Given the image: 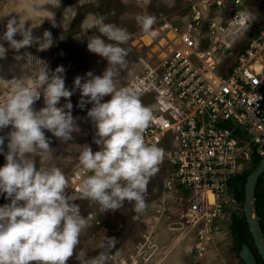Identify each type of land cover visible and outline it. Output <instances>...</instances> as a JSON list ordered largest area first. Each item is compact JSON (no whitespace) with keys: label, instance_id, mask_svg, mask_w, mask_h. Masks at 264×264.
I'll return each mask as SVG.
<instances>
[{"label":"clouds","instance_id":"9594fccd","mask_svg":"<svg viewBox=\"0 0 264 264\" xmlns=\"http://www.w3.org/2000/svg\"><path fill=\"white\" fill-rule=\"evenodd\" d=\"M59 3L56 0L57 7ZM136 19L145 33L155 35L154 16ZM105 21L103 16L93 18V26L100 35L88 37L87 42L90 52L108 62L102 75L89 71L86 78L77 76L70 91L65 87L62 66L50 73L47 65L41 63L34 78L14 79L9 94L0 99V129L12 126L7 133L6 163L0 167V193L11 200L0 206V264H67L80 244L86 220L80 206L65 194L69 187L65 174L56 166L37 169L28 155L44 157L51 153L44 129L61 142L71 140V134L78 131L68 99L76 89L81 93L79 107L83 108L86 102L93 105L87 115L95 125L98 139L94 142L100 148L93 152L89 145L80 147L79 163L91 173L81 181L80 198L98 203L105 211L118 210L125 201L132 203L137 213L146 209L147 185L158 171L164 151L144 139L152 112L141 103L139 93L132 87L117 88L115 83L118 70L127 65L128 52L122 45L130 34ZM52 24L56 26L54 19ZM17 33L22 39L14 38ZM0 39L16 50L34 43L46 50L53 43L50 31L45 30L42 38L33 37L31 30L25 29L24 23L20 24L15 17L7 20ZM5 51L0 46V57ZM41 94L45 106L37 111L33 105ZM109 95L111 99L102 102ZM62 97L67 102L58 107ZM4 141L5 137L0 136V152L4 151ZM76 259L80 264H106L108 255L100 252L87 259L81 249Z\"/></svg>","mask_w":264,"mask_h":264},{"label":"built area","instance_id":"2783aa9c","mask_svg":"<svg viewBox=\"0 0 264 264\" xmlns=\"http://www.w3.org/2000/svg\"><path fill=\"white\" fill-rule=\"evenodd\" d=\"M231 2L227 18L219 17L226 5L221 0L219 7L205 5L202 14L190 4L191 13L177 21L160 12L155 35L144 42L152 58L135 62L116 83L139 93L152 112L144 139L164 151L163 188L150 201L145 227L190 231L189 264L207 253L203 238L221 231L240 166L252 151L264 154V26L233 59L234 34L248 24L242 1Z\"/></svg>","mask_w":264,"mask_h":264},{"label":"rangeland","instance_id":"374dc122","mask_svg":"<svg viewBox=\"0 0 264 264\" xmlns=\"http://www.w3.org/2000/svg\"><path fill=\"white\" fill-rule=\"evenodd\" d=\"M230 1L221 0V6L223 7L224 2H226V5L220 15L217 13L219 17L224 16L226 12L228 17H230V12L233 8ZM241 1V8L244 10L248 25L241 28L242 34L239 35L240 30L236 31L235 34L238 35L234 34L230 48L234 45L235 48L240 42H246L248 37L256 30V23L259 24L258 26H264V17L256 16V10H252L253 13L248 11L253 6L256 7L252 2L253 0ZM213 3L215 7H219L217 0H60L59 7L56 6V0H0V37L6 31L7 20L15 17L17 22L20 24L24 23L25 29L31 30L33 37L42 38L44 31L48 30L52 33L53 39L52 45L46 50H41L36 43L16 50L10 46L8 41L0 39L6 49L4 56L0 57V99L9 94L14 79L21 77L34 78V74L41 63L48 65L51 62V66H49L50 73L58 66H62L64 68L65 87L70 91L74 88V80L77 76L86 78V73L89 71L93 75H102L108 67L107 60L96 53L90 52L87 48L88 37L100 35L98 29L93 26L94 17L103 16L106 18L105 22L113 23L120 28L126 29L130 34V39L122 45L128 52L126 57L127 65L125 68L118 70V75L115 78V83L120 84L129 76L135 62L141 58H152L151 48L144 45V42L151 40L152 34L145 33L142 30L137 23L136 18L138 16L151 15L157 19V15L162 12L177 21L182 16L191 13L190 4L198 5V9L202 14L205 5L209 4L212 6ZM52 19L56 22L55 27H53ZM152 30L155 31L154 28ZM146 36L148 38L144 39ZM14 38L20 40L22 36L17 33ZM102 38L106 39L105 37ZM81 82H84V80L82 79ZM80 98L79 89H76L73 95L68 98L73 106L71 114L74 119L80 121L77 125L78 131L73 133H75L80 147L89 145L91 149L94 147L92 150L95 152L100 150L99 145L94 142V139H98V137L96 136L95 125L87 115L88 110L93 105L90 102H86L83 108L79 107ZM108 98L109 96H105L102 102L108 101L106 100ZM87 100L88 98L85 97V101ZM66 102L67 100L62 97L57 106L61 107ZM44 106V97L41 94L40 99L34 103L33 107L38 111ZM65 111L68 110L65 109ZM11 127L10 125L7 128L0 129V132L4 133ZM57 141L48 140L49 144ZM52 149V155H56L58 152L57 148ZM57 155L59 154L57 153ZM48 159L37 161V169L40 166H51ZM247 163L243 162L239 173L242 172ZM161 166L163 165H159V171L150 178L149 181L152 184L158 185L161 180ZM67 171L65 176L69 182V187L65 190V194L76 200L80 197L79 189L82 179L86 175H91V173L85 170L79 162L73 168H70L69 165ZM151 183L147 185L149 191L153 190ZM233 183L234 180L231 184L232 188L234 187ZM76 186L79 189H75ZM74 200L72 202H75ZM97 205L96 202L91 204L92 207ZM147 209L146 211H150L149 205ZM226 209L227 211L225 210L223 219H221V231L214 234L210 239L203 238V244L206 243V250L208 251L199 264H243L238 256V250L232 247L233 242L229 237L230 233L227 224L229 222V214L234 211L239 212L243 208L233 199L226 206ZM150 220V215H146L143 227L147 226V222ZM143 227L142 225L137 226L135 232L129 236L128 242L124 246V248L132 249V257L128 259L124 256V260L122 259L118 264H189L190 260L187 261L184 258L190 255L193 235L184 226L178 230H170L165 226L160 228L150 226L152 228L149 227V229L143 230L145 235H149L148 239L141 234ZM133 248L136 250L133 251ZM144 249H146L145 252ZM190 259H192L191 255Z\"/></svg>","mask_w":264,"mask_h":264},{"label":"flooded vegetation","instance_id":"af4514ba","mask_svg":"<svg viewBox=\"0 0 264 264\" xmlns=\"http://www.w3.org/2000/svg\"><path fill=\"white\" fill-rule=\"evenodd\" d=\"M252 2L256 7L253 6L252 9H248V11L253 13L252 10H256V16H260L261 18L264 17V0H253ZM258 25L259 24L256 23L255 28L259 27ZM0 44H2L1 46H3V43L0 42ZM49 66H51V62H49L47 65L48 69L50 70ZM75 122L76 125H78L80 121L75 119ZM11 130L12 127L4 133L0 132V136L5 137V141L2 146L4 151L0 152V167H3L6 163L5 153L8 151L7 133ZM43 131L45 132V136L48 140H58L55 143L50 142L49 147L52 151V148H57V153L59 155H57V153L56 155H52V151L51 153L46 154L44 157H32L31 154L28 155H30V158L34 159L35 165L37 161H45L46 158H49L48 160L50 161L51 166L59 167L64 174L67 173V167L69 165L70 168H73L76 166V163L79 162L80 145L76 140L75 133L71 134V140L67 142H61L48 130ZM160 172L161 180L158 182V185L152 184L149 181V183H151L150 185L153 187V190L149 191L147 189L145 196L146 209L142 213L135 212L133 204L128 201H125L122 208L118 210L105 211L98 203H96L98 204L97 206L92 207L91 204L93 201H90L88 199H81L80 197H78L76 200H74L75 202L73 203L80 206L81 215L86 220V228L81 234L80 244L74 251L73 256L67 261V264H80V261L76 259V255L81 249L85 250L87 259L96 257L100 252L106 253L108 255L106 264H118L124 256L128 259L132 257V249H127L125 247V250L124 246L126 242H128L129 236L135 232L136 227L140 225H142L143 227L145 223L143 221L146 215H148L146 210L148 208V205L150 204V201L153 200V198L156 197L163 188V182L166 175L165 167H162V169H160ZM75 189L79 188L76 186ZM10 202V198H6V195L4 193H0V206H3ZM144 229L146 230L147 228L143 227L141 229V234L146 236V239H148L149 235H145V233H143ZM106 238H114V241L107 240ZM135 250L136 249L133 248V251ZM145 251L146 249H144V252ZM184 259L189 261V257L187 256ZM32 264H35V262H32Z\"/></svg>","mask_w":264,"mask_h":264},{"label":"trees","instance_id":"16d2710c","mask_svg":"<svg viewBox=\"0 0 264 264\" xmlns=\"http://www.w3.org/2000/svg\"><path fill=\"white\" fill-rule=\"evenodd\" d=\"M262 157V154H259L255 151H252L251 158L248 161L247 165L244 167L241 173H238L234 179V199L243 208V200H244V183L246 177L251 172V170L258 164ZM255 206L257 210V214L259 217V223L261 229L264 233V172L259 176L256 187H255ZM227 211V209L225 208ZM228 229L230 233V238L233 242L232 247H235L236 250L239 249L242 242L247 243L253 250L257 264H264L260 255L257 252V249L254 245L253 238L248 230V226L246 223V219L241 211H234L229 214V222Z\"/></svg>","mask_w":264,"mask_h":264},{"label":"water","instance_id":"95a60500","mask_svg":"<svg viewBox=\"0 0 264 264\" xmlns=\"http://www.w3.org/2000/svg\"><path fill=\"white\" fill-rule=\"evenodd\" d=\"M232 2L230 1V4ZM225 17H228L226 12ZM244 42H240L234 48L233 56L234 59L237 52L243 46ZM264 172V154L262 155L258 164L251 170L246 177L244 183V200H243V213L246 219L248 230L253 238L254 245L257 249L264 263V233L261 229L259 217L255 206V187L259 176ZM238 256L242 260L243 264H257V260L252 248L245 242H242L238 249Z\"/></svg>","mask_w":264,"mask_h":264},{"label":"bare ground","instance_id":"6f19581e","mask_svg":"<svg viewBox=\"0 0 264 264\" xmlns=\"http://www.w3.org/2000/svg\"><path fill=\"white\" fill-rule=\"evenodd\" d=\"M147 38H148V36H146L144 39H147ZM30 63H31V61H30ZM9 126H10V125H9ZM9 126H8V127H9Z\"/></svg>","mask_w":264,"mask_h":264}]
</instances>
